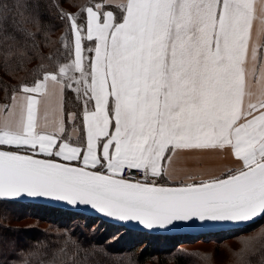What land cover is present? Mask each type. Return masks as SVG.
<instances>
[{"label": "snow or ice", "instance_id": "obj_1", "mask_svg": "<svg viewBox=\"0 0 264 264\" xmlns=\"http://www.w3.org/2000/svg\"><path fill=\"white\" fill-rule=\"evenodd\" d=\"M50 6L0 4V71L11 75L13 62L39 55ZM116 7L119 15L103 0L76 14L56 6L70 36L47 58L55 69L11 89L0 105V201L85 205L147 229L264 221V0ZM49 84L59 90V115L40 130L37 109ZM66 91L82 101L77 143L66 135ZM204 150H228L238 167L199 182L160 183L178 152Z\"/></svg>", "mask_w": 264, "mask_h": 264}, {"label": "trees", "instance_id": "obj_2", "mask_svg": "<svg viewBox=\"0 0 264 264\" xmlns=\"http://www.w3.org/2000/svg\"><path fill=\"white\" fill-rule=\"evenodd\" d=\"M16 2L0 0L9 8ZM92 2L99 0H50L51 6L43 10L47 35L38 36L39 55L20 67L13 62L8 69L11 75L0 71V105L8 103L11 89L32 84L44 71L55 69L47 58L63 52L61 37L70 36L65 23L57 19L56 6L76 14L80 6ZM107 6L119 15L116 6ZM4 24L11 30L10 17ZM29 28L37 31L33 25ZM60 60L68 62V57L60 56ZM64 108L66 135L76 128L80 141L82 101L66 91ZM70 113L77 114L72 123L67 119ZM160 183L177 186L165 179ZM225 248L229 254L223 258L219 254ZM0 264H264V221L234 229L165 234L127 228L70 209L0 201Z\"/></svg>", "mask_w": 264, "mask_h": 264}, {"label": "crops", "instance_id": "obj_3", "mask_svg": "<svg viewBox=\"0 0 264 264\" xmlns=\"http://www.w3.org/2000/svg\"><path fill=\"white\" fill-rule=\"evenodd\" d=\"M124 2L125 0L105 1L107 5L114 6ZM256 3L259 5L260 0H256ZM60 103L59 90L49 84L48 96L42 98V103L37 109V121L40 130H51L53 122L59 115ZM3 120L4 114L0 112V124ZM68 121L73 122L72 120ZM73 129L69 130L67 136L71 137L72 143H77L80 132L76 128L75 131ZM237 167L238 163L228 150L181 151L173 157V162L168 166V172L164 179L178 186L219 177L225 174L228 169Z\"/></svg>", "mask_w": 264, "mask_h": 264}, {"label": "water", "instance_id": "obj_4", "mask_svg": "<svg viewBox=\"0 0 264 264\" xmlns=\"http://www.w3.org/2000/svg\"><path fill=\"white\" fill-rule=\"evenodd\" d=\"M23 202H32V203H38V204H44L48 206H54V207H60L64 209H70L74 211H78L81 213H86L89 215H94L97 216L101 219L113 222L115 224L131 228V229H137V230H142V231H147V232H152V233H165V234H173V233H181L183 231H188L189 233L193 232H209V231H218V230H226V229H234V228H239L243 226H235V225H201L199 222H189V223H184V222H177L172 226L166 227V228H153V229H147L144 228L142 225H139L135 221H119L116 220L115 218L112 217H107L102 213H99L93 209H91L90 206H85V205H80V206H72L68 205L64 202H55V201H49L46 199H39V200H34V199H25L21 200ZM252 223H249L250 225Z\"/></svg>", "mask_w": 264, "mask_h": 264}, {"label": "rangeland", "instance_id": "obj_5", "mask_svg": "<svg viewBox=\"0 0 264 264\" xmlns=\"http://www.w3.org/2000/svg\"><path fill=\"white\" fill-rule=\"evenodd\" d=\"M1 105H3V104H1ZM179 186V185H178ZM229 252V248H225V250L224 251H222L220 254H219V256L221 255V257H227L228 256V253Z\"/></svg>", "mask_w": 264, "mask_h": 264}, {"label": "built area", "instance_id": "obj_6", "mask_svg": "<svg viewBox=\"0 0 264 264\" xmlns=\"http://www.w3.org/2000/svg\"><path fill=\"white\" fill-rule=\"evenodd\" d=\"M134 178H135V179H140V175L137 174Z\"/></svg>", "mask_w": 264, "mask_h": 264}]
</instances>
